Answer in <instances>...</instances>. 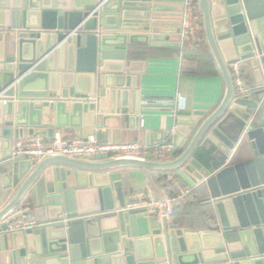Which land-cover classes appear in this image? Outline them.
<instances>
[{
  "label": "water",
  "instance_id": "obj_1",
  "mask_svg": "<svg viewBox=\"0 0 264 264\" xmlns=\"http://www.w3.org/2000/svg\"><path fill=\"white\" fill-rule=\"evenodd\" d=\"M152 2L0 0V97L6 98L0 101V264H264V0H196L224 93L200 123L195 113L167 133L172 159L17 162L8 149L12 136L54 133L41 125L68 128L86 140L94 126H105L106 118L95 124L94 115L104 114L96 100L104 101L108 88L112 114L139 113L135 79L126 77L133 64L126 61L128 46H169L157 37L169 33L158 27L168 22L166 10ZM236 60L252 71L254 85L244 96L234 93L228 67ZM65 168L79 171L80 189L97 187L94 177L81 182L87 173L139 169L160 202L151 173L166 178L182 170L208 189L203 229L181 231L168 223L165 207L161 226L144 211H126L119 182L74 191ZM42 178L36 226L3 233V220Z\"/></svg>",
  "mask_w": 264,
  "mask_h": 264
},
{
  "label": "crops",
  "instance_id": "obj_2",
  "mask_svg": "<svg viewBox=\"0 0 264 264\" xmlns=\"http://www.w3.org/2000/svg\"><path fill=\"white\" fill-rule=\"evenodd\" d=\"M152 5L166 10L168 22L159 24L158 27L167 29L169 33L160 34L157 37L163 39L166 37V40L159 42L168 43L169 46L151 47V41L147 44L128 46L126 61L133 63L131 65L132 74L125 75L128 79L131 77L135 79L134 89L139 95L137 103L139 113L136 116L128 113L112 114L110 112L112 109L110 91L112 89L108 88V94L104 101L96 100L98 109L100 107L104 114L101 115L96 111L94 115L95 124L100 123L105 117V126H94V134L87 138L93 137L99 143L108 144L137 142L151 151L156 150L161 145H170L172 148V142L167 137V133L174 131L180 121L185 122L191 119L195 113L201 114L196 117V124L200 123L222 100L223 82L207 46L205 49L190 50L185 53H182L180 49L179 34L175 32L180 29L182 0H153ZM147 33L130 32L129 34L151 35ZM241 62L246 85L253 86L251 68L248 62ZM178 94L182 96L183 100L177 106L176 97ZM1 98L6 99L5 97ZM129 105L128 100L126 108H129ZM118 107L121 108V106ZM48 119L46 118L47 124ZM141 120L144 122L142 128L140 127ZM37 128L47 133L49 130H54L51 136L48 134L38 136L51 138L58 135L63 138H78L68 128H56L51 125H41ZM16 140L14 136L9 139V151ZM3 149L0 147V156L4 151ZM166 157L172 159L174 156L169 153ZM26 160L18 159L17 162H25ZM65 171L70 173L67 179H73L72 190L74 191L97 192L101 189L100 186L110 184L111 187L112 184L119 182L123 190L127 192L125 198L128 200L133 193L146 192L150 188L144 173L139 169L118 168L107 172L87 173L81 182L87 181L86 177H94L97 187L85 189H80L77 186V172L79 171L69 168H65ZM151 175L161 193L175 195L180 189L189 192L185 200L175 204L166 216L168 223L178 226L177 228L184 232L202 231V216L207 212L208 208L205 206V202L209 197L205 184L202 182L192 183L182 173V170L169 172L166 178H163L160 172H153ZM45 186L46 183L42 178L34 190L26 195L17 209L27 210L28 216L37 220L35 211L40 204L37 194L43 192ZM4 204L5 202L1 203L2 206ZM161 216L162 214L152 217L157 219L160 226L162 225Z\"/></svg>",
  "mask_w": 264,
  "mask_h": 264
},
{
  "label": "built area",
  "instance_id": "obj_3",
  "mask_svg": "<svg viewBox=\"0 0 264 264\" xmlns=\"http://www.w3.org/2000/svg\"><path fill=\"white\" fill-rule=\"evenodd\" d=\"M196 0H182L181 23L179 31V46L183 50L185 47L199 48L205 44L202 34V25L199 17H196ZM242 62L239 60L230 62L228 67L232 75L234 93L237 96L247 94L246 81L243 76ZM0 100L3 104L6 99ZM183 100L181 95H177V106ZM144 125L143 120L140 121V127ZM171 150L170 145H161L156 150L151 151L141 143L128 142L118 144L99 143L93 137L83 140L81 138H63L61 136H53L51 138L43 136H29L20 138L13 144L12 158L27 159L37 162L48 156H66L69 158L99 161L108 158L131 157L140 159L164 160ZM188 191L180 189L175 195L162 193L163 202H160L151 188L146 192L133 193L129 203L126 204L125 210H141L149 217L162 214L163 207L166 208V216L170 213L175 204L185 200ZM3 224L6 228L3 233H15L33 229L36 223L31 219L27 210L16 209L10 213L4 220Z\"/></svg>",
  "mask_w": 264,
  "mask_h": 264
},
{
  "label": "trees",
  "instance_id": "obj_4",
  "mask_svg": "<svg viewBox=\"0 0 264 264\" xmlns=\"http://www.w3.org/2000/svg\"><path fill=\"white\" fill-rule=\"evenodd\" d=\"M195 14H196V17H199L197 9H195ZM205 48H206V44H204L203 46H201L199 48L185 47V48H183L182 53H185V52L190 51V50H201V49H205Z\"/></svg>",
  "mask_w": 264,
  "mask_h": 264
}]
</instances>
